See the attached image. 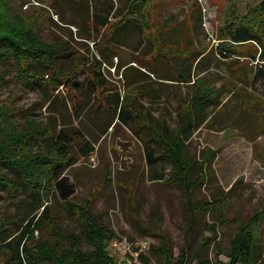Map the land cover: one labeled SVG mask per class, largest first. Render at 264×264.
Wrapping results in <instances>:
<instances>
[{
    "label": "rangeland",
    "instance_id": "obj_1",
    "mask_svg": "<svg viewBox=\"0 0 264 264\" xmlns=\"http://www.w3.org/2000/svg\"><path fill=\"white\" fill-rule=\"evenodd\" d=\"M15 1L16 9L28 15L30 22H40L41 37L68 41L78 50L65 63L67 70L83 55L98 56L112 89L109 95H99L100 99L91 97L77 115L68 98H57L50 105L49 93L30 89L11 65H0L6 74L0 107L13 113L19 127L51 122L56 132L65 131L73 139V164L64 176L75 186V202L94 198L93 212L100 221L110 223L117 240L132 253L146 245L151 264H162L149 248L161 246L163 236L168 238L173 258L190 238L189 261L203 252L205 259L228 262L232 241L257 215L254 235L264 246V82L254 83L263 52L256 43L237 46L228 36L230 25L246 17H256L251 26L260 27L257 8L263 0H145L137 8L133 28L117 30L116 42L110 40V33L122 26L120 21L100 35L86 24V8L76 15L65 8L66 22L75 21L73 26L55 14L48 16L45 7L50 0ZM141 22L144 32L137 26ZM93 41L99 43L98 48ZM225 48L235 54L225 58L219 52ZM80 73L84 81V69ZM117 92L123 120L116 118ZM187 122L181 138L189 167L187 179L194 185L190 191L196 217L192 233L186 187L175 179L173 161L161 143V139L173 143ZM87 139L95 150L85 156ZM39 147V142L30 140L28 151ZM150 156L156 159L154 163ZM3 190L0 217L13 240L22 231L20 215L9 192ZM52 203L58 211L54 224L83 237L59 196ZM206 203L211 206L204 208ZM212 225H216L215 233L209 230ZM36 237L56 243L49 231H38ZM208 238L212 241L202 249ZM36 241L26 243L35 246ZM59 245L68 246L69 241ZM82 249L93 247L83 239ZM110 252L118 264H133L129 250L110 248ZM0 264H4L1 258Z\"/></svg>",
    "mask_w": 264,
    "mask_h": 264
},
{
    "label": "trees",
    "instance_id": "obj_2",
    "mask_svg": "<svg viewBox=\"0 0 264 264\" xmlns=\"http://www.w3.org/2000/svg\"><path fill=\"white\" fill-rule=\"evenodd\" d=\"M143 1L145 0H50L45 10L48 16L55 14L64 24L74 26L75 21L66 22L65 8L68 6L75 15L86 8L88 10L86 24L100 35L113 28L114 21H120L119 24L122 26H118L110 33V40L116 42L117 38H120L117 30L133 28L135 20H138L137 8ZM37 2L40 3L41 0ZM16 3L15 0H0V65H11L17 72V78L30 89L49 93L50 105L57 98L62 100L68 98L77 115H80L84 106L89 105L91 97L109 95L107 91L112 89L109 88L102 59L94 55H83L75 61L71 70H67L65 63L78 50L68 41L50 42L41 37L38 32L40 22H30L28 15H25L19 7L16 9ZM257 9L260 27L251 26L253 21L256 22V17L251 19L246 17L242 19L243 22H234L228 28L230 30L228 36L230 35L233 44L244 46L256 43L262 47L263 55L260 59L262 64L254 75L255 85L260 81L264 82V27L262 30L264 0ZM141 23L137 26L144 32L145 23ZM82 39L89 40L88 37ZM93 45L99 47L96 41H93ZM219 52L225 58L235 54V51H229L227 48ZM82 69L87 76L84 81L80 79ZM5 83V71H0V88ZM61 87L63 91L60 90ZM116 96L115 104L118 105L116 118L123 120L124 108L120 106L121 95L117 92ZM186 121L189 122V119L186 118ZM188 122L186 127L182 126L173 143L170 144L163 139L161 140L164 143L162 141L161 143L166 154L173 161L176 169L175 179L186 187L192 212L190 230L192 233L196 217L192 209L190 191L194 185L187 179L189 167L184 141L181 138L188 128ZM112 126L113 124L110 128ZM30 140H36L40 144L35 152L28 151ZM72 140L65 131L56 132L51 122H47L45 126L21 128L14 119L13 113L0 107V168L5 170H0V189L4 188L9 192L18 208L20 215L18 223H22V227L21 223L19 225L22 229L19 236L10 240L13 235L8 225L4 223V218L0 217V258L4 264H118L110 252L111 242L118 238L116 230L110 223L100 221L98 215L93 212L94 198L88 199L83 204L75 202V186L68 176H64L73 164ZM93 146V142L87 139L83 151L85 156L94 152ZM150 160L151 163L156 161L151 156ZM203 168L204 166L202 170ZM106 180L109 181V177ZM199 183L200 180L197 184ZM58 196L68 216L80 226L83 237L67 232L54 224L53 219L57 217L54 215H57L58 211L52 209V199ZM210 206V203H206L204 208ZM257 220L258 215L242 228L232 241L228 262L205 259L203 252L189 261L190 238L181 248L177 258H173L166 236H163L161 246L151 245L149 253L159 256L162 264H264V246L254 235ZM209 230L215 233L216 225H212ZM38 231L51 232L56 243L52 245L46 240L37 239ZM83 239L93 247L92 250L82 249ZM29 240H37L36 245L27 244L26 241ZM65 240L69 241V245L61 247L59 242ZM211 241L212 239L208 238L206 242H202L201 248L204 249ZM218 250L216 244L215 251L220 254ZM128 257L133 264H151L150 257L146 253H140L137 259L131 255Z\"/></svg>",
    "mask_w": 264,
    "mask_h": 264
},
{
    "label": "built area",
    "instance_id": "obj_3",
    "mask_svg": "<svg viewBox=\"0 0 264 264\" xmlns=\"http://www.w3.org/2000/svg\"><path fill=\"white\" fill-rule=\"evenodd\" d=\"M110 248L114 249L117 252H123L124 250L125 251L129 250L131 253L130 255L136 259L139 257L140 253H145V251L148 250V247L146 245H142V247H138V250L135 249L132 253L131 249L125 246L124 242H121L117 239L111 242Z\"/></svg>",
    "mask_w": 264,
    "mask_h": 264
}]
</instances>
